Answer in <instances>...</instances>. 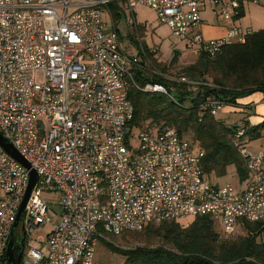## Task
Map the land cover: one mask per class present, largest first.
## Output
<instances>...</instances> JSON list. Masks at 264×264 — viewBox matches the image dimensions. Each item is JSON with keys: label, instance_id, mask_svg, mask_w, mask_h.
<instances>
[{"label": "built area", "instance_id": "built-area-1", "mask_svg": "<svg viewBox=\"0 0 264 264\" xmlns=\"http://www.w3.org/2000/svg\"><path fill=\"white\" fill-rule=\"evenodd\" d=\"M205 2L227 22L239 13L238 0H0V134L30 168L0 148V264L31 170L38 180L22 219L28 231H49L45 251L27 236L20 264H114L95 261V244L150 224L206 216L230 236L244 222L264 223V153L242 143L241 124L234 144L247 175L224 186L203 174L204 150L174 129L130 124L132 88L168 95L135 80L146 50L155 51L140 44L134 9L149 8L174 38L214 59L251 32L232 25L223 37L204 38ZM128 14L136 35L123 38L117 25ZM180 83L201 90L200 82ZM225 107L215 97L202 105L213 117ZM48 201L59 204L58 216Z\"/></svg>", "mask_w": 264, "mask_h": 264}, {"label": "trees", "instance_id": "trees-1", "mask_svg": "<svg viewBox=\"0 0 264 264\" xmlns=\"http://www.w3.org/2000/svg\"><path fill=\"white\" fill-rule=\"evenodd\" d=\"M238 2L236 19L244 13L243 0ZM118 19V15L113 17L115 22ZM134 77L141 86H163L168 95L132 88L128 92L134 109L131 127L149 126L158 131L170 127L181 138L191 136L190 142L204 150L202 171L208 180L224 177L230 166L235 168L240 182L246 178L245 162L234 144L235 135L241 124L245 128L242 143L248 145L261 138L264 120L254 126L244 120L240 124H225L202 109V105L207 97H215L226 106L238 108L239 99L256 92L264 95V29L251 32L243 44L226 45L214 59L199 51L197 63L183 73L187 80L202 83L197 94L188 90L187 84L170 82L157 74L136 71ZM215 224L206 216L195 218L186 227L176 222L150 224L143 231L147 238L159 240L154 247L122 250L101 242L111 252L124 256L127 264H264V223H242L245 236L232 240L222 239ZM13 240L17 242L15 230ZM2 264H6L5 257Z\"/></svg>", "mask_w": 264, "mask_h": 264}, {"label": "rangeland", "instance_id": "rangeland-1", "mask_svg": "<svg viewBox=\"0 0 264 264\" xmlns=\"http://www.w3.org/2000/svg\"><path fill=\"white\" fill-rule=\"evenodd\" d=\"M213 5H210L208 2H205V6L201 11V20L206 23L208 26H222V25H234L240 28L242 31L257 32L264 29V0H244L243 1V17L239 19H234L233 22H227L217 18L215 12L212 11ZM134 24L138 27V35L140 38V44L143 45L146 49H153L155 52L151 53L146 50V57L144 62L146 65L143 67V71L147 75L157 74L160 77L166 79L170 82L179 83L180 80L184 79L183 73L186 68L197 63L199 58V53H197L196 46H188L185 42H182L171 35L170 29L161 25L156 17V15L145 6H138L134 9ZM108 23H111L109 18H106ZM132 22L130 15L120 19L117 30L121 37L125 38L128 35L131 37L135 36L134 27H129L128 24ZM137 32V31H136ZM186 79V78H185ZM194 82V81H192ZM210 82V81H208ZM188 90H191V86L187 84ZM231 108V110L236 109L235 107H225ZM238 114H224V111H220L216 117L217 120H220L225 123L235 124L239 119ZM187 140L192 141L191 136H184ZM264 143V132L262 133L261 138L250 141L248 146L254 153H259L264 151L262 149H255V144ZM264 145V144H263ZM210 183L218 184L219 186H224L226 184L236 185L238 184V178L235 173V168L233 166L228 167L227 173L224 177H208ZM211 178V179H210ZM46 198H50L48 195ZM48 206L51 210L50 216L53 214L58 216L61 212L59 204L57 202H49ZM25 220L28 222L27 216L24 215ZM192 221H183L180 224L183 227L191 224ZM216 225V230L220 234L221 238L224 240L227 239H236L237 237L245 236V231L241 226H238L236 231L230 236H223L221 233L224 230L219 224ZM46 226H39L31 228L27 232L28 238L31 242L29 246L36 249L45 251V245L40 242L46 241ZM21 236V223L15 229L16 241L20 240ZM106 242L112 244L114 247L122 250H131L138 247L152 246L154 247L159 240L149 239L146 237L144 231L141 232H123L120 236H106ZM94 259L97 262L105 263L112 262L114 264H127L126 258L120 254L113 253L105 244L101 241H98L94 246Z\"/></svg>", "mask_w": 264, "mask_h": 264}, {"label": "crops", "instance_id": "crops-1", "mask_svg": "<svg viewBox=\"0 0 264 264\" xmlns=\"http://www.w3.org/2000/svg\"><path fill=\"white\" fill-rule=\"evenodd\" d=\"M230 27L231 26L227 24L222 25V26L220 25L208 26L206 25L204 21H202L198 31L206 39H217V38L223 37ZM238 104H239V107L234 110H231V108H224L222 111H224V114H228V115L238 114L239 116H241L236 121V123L238 124H240L244 120L245 122L248 123L249 126H254V125L261 123L264 120V95L263 94L259 92L251 94L250 96L239 99ZM225 124H229V123H225ZM263 144H260V145L255 144L254 148L262 149L264 151ZM262 171H263V176H264V161L262 163ZM45 228H46V236H47L49 227L46 226Z\"/></svg>", "mask_w": 264, "mask_h": 264}, {"label": "water", "instance_id": "water-1", "mask_svg": "<svg viewBox=\"0 0 264 264\" xmlns=\"http://www.w3.org/2000/svg\"><path fill=\"white\" fill-rule=\"evenodd\" d=\"M0 148L13 160L21 164L26 169H30L27 162L15 151L12 145L0 134ZM38 180L37 173L33 170L29 173L28 186L26 188L23 200L19 206L18 212L16 214L15 220L12 225V233L8 241L6 251H5V263L6 264H20L22 258V251L15 255V251L21 246L24 238L21 239L20 243H14L13 240V231L17 228L19 223H21V231L25 233V224L22 219L26 204L30 197V194L36 185Z\"/></svg>", "mask_w": 264, "mask_h": 264}, {"label": "flooded vegetation", "instance_id": "flooded-vegetation-1", "mask_svg": "<svg viewBox=\"0 0 264 264\" xmlns=\"http://www.w3.org/2000/svg\"><path fill=\"white\" fill-rule=\"evenodd\" d=\"M26 231H27V227H25V233L21 231L20 240L18 242H16V243H20L22 238H24V240H23L21 246H19L18 249L15 251V255H17L21 251H22V254H23V251H24L25 246H26L25 241L27 240V232Z\"/></svg>", "mask_w": 264, "mask_h": 264}]
</instances>
